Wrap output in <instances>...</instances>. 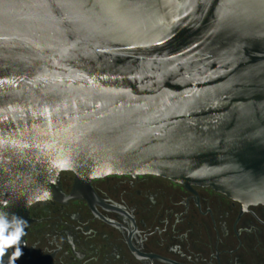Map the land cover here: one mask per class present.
Listing matches in <instances>:
<instances>
[{"label": "water", "instance_id": "obj_1", "mask_svg": "<svg viewBox=\"0 0 264 264\" xmlns=\"http://www.w3.org/2000/svg\"><path fill=\"white\" fill-rule=\"evenodd\" d=\"M62 173L264 204V0H0V210L29 225Z\"/></svg>", "mask_w": 264, "mask_h": 264}, {"label": "flooded vegetation", "instance_id": "obj_2", "mask_svg": "<svg viewBox=\"0 0 264 264\" xmlns=\"http://www.w3.org/2000/svg\"><path fill=\"white\" fill-rule=\"evenodd\" d=\"M29 209L26 245L45 264H264V204L155 176H109Z\"/></svg>", "mask_w": 264, "mask_h": 264}, {"label": "clouds", "instance_id": "obj_3", "mask_svg": "<svg viewBox=\"0 0 264 264\" xmlns=\"http://www.w3.org/2000/svg\"><path fill=\"white\" fill-rule=\"evenodd\" d=\"M48 165L56 175L60 171L72 170L74 166L71 157L60 153L50 157ZM52 199L53 193L50 188H38L32 194L31 202H43ZM27 225L28 222L24 219L14 214L9 219V213L0 210V264H5L4 257L10 248H13L14 251L8 257L7 264H15L23 255L21 242L26 235Z\"/></svg>", "mask_w": 264, "mask_h": 264}]
</instances>
